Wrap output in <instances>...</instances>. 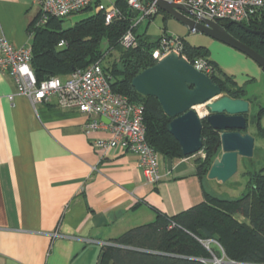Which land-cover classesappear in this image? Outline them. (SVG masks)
Instances as JSON below:
<instances>
[{
    "label": "crops",
    "instance_id": "crops-1",
    "mask_svg": "<svg viewBox=\"0 0 264 264\" xmlns=\"http://www.w3.org/2000/svg\"><path fill=\"white\" fill-rule=\"evenodd\" d=\"M38 14L35 0H0V38L32 46ZM88 117L56 98L34 107L11 76H0V264H98L104 244L222 185L198 176L196 155L173 159L171 170L163 157L161 179L147 182L136 154L94 150L92 140L111 132L87 134Z\"/></svg>",
    "mask_w": 264,
    "mask_h": 264
},
{
    "label": "trees",
    "instance_id": "trees-1",
    "mask_svg": "<svg viewBox=\"0 0 264 264\" xmlns=\"http://www.w3.org/2000/svg\"><path fill=\"white\" fill-rule=\"evenodd\" d=\"M99 2L101 0H97ZM115 5L120 14L110 23L106 22L103 11H94L67 28L64 18L51 17L45 25H36L35 19L29 31L32 67L37 80L67 76L102 60L113 90L144 106V123L151 146L166 159L189 157L184 155L180 143L168 130L173 118L164 111L159 100L139 93L132 85L137 74L156 64L153 51L162 39L152 41L145 33H138L136 26L132 27L135 15L127 0H117ZM91 8L94 7L86 9ZM221 24L264 57V35L247 30L264 31V10L243 22L247 29L231 21ZM130 29L138 44L125 48L121 39ZM182 39L184 52L190 60L204 57L212 64L214 70L210 76L222 88V93L247 99L244 86L239 85L234 76L223 72L211 59L208 47L192 46ZM61 41L64 44L60 46ZM113 52H117L118 57L105 65L104 60ZM263 117L264 106H261L252 118L261 137H264ZM202 136L205 157L195 158L201 179L207 176L217 157L215 148L219 133L203 120ZM245 174L249 176L248 189L241 197L221 198L205 189L203 202L175 215L158 212L154 221L133 227L114 239L116 245L103 248L98 264H211L214 257L222 259L223 264H264V167L258 171L248 170Z\"/></svg>",
    "mask_w": 264,
    "mask_h": 264
},
{
    "label": "built area",
    "instance_id": "built-area-1",
    "mask_svg": "<svg viewBox=\"0 0 264 264\" xmlns=\"http://www.w3.org/2000/svg\"><path fill=\"white\" fill-rule=\"evenodd\" d=\"M134 12L132 27L145 18H152L159 11V6L152 0H127ZM175 4H184L189 9L184 12L191 19L231 21L239 24L249 20L257 12L264 10V0H166ZM39 7L36 25H45L51 17L66 16L94 7L96 12L103 11L106 22L110 23L120 12L115 4L105 6L97 0H35ZM137 12V15L135 14ZM125 48L136 47L138 40L130 29L121 39ZM61 41L59 45H63ZM171 52L187 59L195 68L210 75L214 68L204 57L190 60L184 52L181 37H166L153 51L158 62ZM32 46H15L5 37L0 38V76H11L18 94L26 96L35 107L39 102H49L56 98L58 106L66 109L75 108L89 116L86 133L108 126L109 138H95L92 146L95 151L105 156L112 148L121 147L138 156L139 167L149 183L158 182L161 177L163 155L147 140L144 123V106L131 102L121 93L115 92L110 83V76L103 68V61L98 60L86 68L74 70L67 76H53L41 82L37 80L32 67ZM13 99L14 95L9 96ZM196 110L199 116L198 108ZM106 118L108 123L102 120ZM199 153H205L201 150ZM116 245L108 242L103 246Z\"/></svg>",
    "mask_w": 264,
    "mask_h": 264
},
{
    "label": "water",
    "instance_id": "water-1",
    "mask_svg": "<svg viewBox=\"0 0 264 264\" xmlns=\"http://www.w3.org/2000/svg\"><path fill=\"white\" fill-rule=\"evenodd\" d=\"M152 1L186 23L192 31L204 33L247 54L264 70V57L233 36L221 23L191 19L184 13L189 9L184 4ZM239 25L246 28L244 24ZM247 30L264 35V31ZM132 85L139 93L157 98L164 111L173 118L168 130L180 143L185 156H194L202 150L203 120L219 133L215 148L217 157L208 171V178L226 182L237 173L240 157L253 156L255 139L251 134L243 133L248 127L250 101L222 95V88L210 75L198 70L177 53H169L137 74ZM199 105L206 111L203 116H199L196 110ZM172 165L173 159L167 158L169 170Z\"/></svg>",
    "mask_w": 264,
    "mask_h": 264
},
{
    "label": "rangeland",
    "instance_id": "rangeland-1",
    "mask_svg": "<svg viewBox=\"0 0 264 264\" xmlns=\"http://www.w3.org/2000/svg\"><path fill=\"white\" fill-rule=\"evenodd\" d=\"M101 1L105 6H108L115 4L117 0ZM94 11V8L84 9L66 16L64 27L73 26L76 22L93 14ZM136 27L138 33H145L150 40L155 42L166 37H182L192 46L208 47L211 59L217 62L223 72L234 76L239 85L244 86L246 90L245 97L250 101V109L248 112V129L247 131L243 130V132L246 131L254 137V154L252 157L239 158L238 171L228 181L222 182V185L211 183L206 188L208 192L221 198L236 199L241 197L248 189L249 176L245 172L248 170L258 171L264 167V137L258 135L256 125L252 121L259 108L264 106V70L247 54L204 33L192 31L186 23L163 9H159L158 13L152 18H145ZM117 57L118 53L113 52L112 56L104 60L105 65H110ZM222 95L226 94L222 93ZM262 124L264 125V117L262 118ZM196 156L203 157V153H198ZM205 245L208 248L210 247L209 242H206ZM217 246L219 245L217 244ZM212 263L223 264L224 262L222 259L214 257Z\"/></svg>",
    "mask_w": 264,
    "mask_h": 264
},
{
    "label": "bare ground",
    "instance_id": "bare-ground-1",
    "mask_svg": "<svg viewBox=\"0 0 264 264\" xmlns=\"http://www.w3.org/2000/svg\"><path fill=\"white\" fill-rule=\"evenodd\" d=\"M197 108H198L199 113H200L201 115H204V113H205L206 111H205V109L203 108V106L199 105V106H197Z\"/></svg>",
    "mask_w": 264,
    "mask_h": 264
}]
</instances>
